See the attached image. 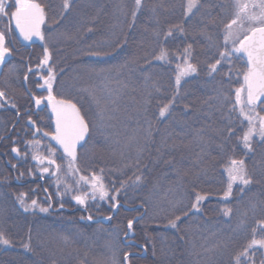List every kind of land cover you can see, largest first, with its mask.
Returning <instances> with one entry per match:
<instances>
[{
  "label": "trees",
  "instance_id": "trees-1",
  "mask_svg": "<svg viewBox=\"0 0 264 264\" xmlns=\"http://www.w3.org/2000/svg\"><path fill=\"white\" fill-rule=\"evenodd\" d=\"M38 2L48 12L45 37L57 73L56 94L77 103L91 125V138L78 152L81 170L103 167L110 196L133 173H143L145 179L121 190L120 207L112 211L108 199L88 201L87 210L74 205L72 197L79 194L75 188L64 192V183L58 188L57 183L51 186L39 177L29 141L41 140L40 154L49 141L34 135L27 120L31 117L45 130H50V120L45 111L33 110L23 79L27 64L20 55L38 49L42 58L43 47L37 43L26 49L18 44L0 75V90L9 101L2 102L0 109V232L11 241L10 247L0 245V264H113L114 260L123 264L125 252L132 254L131 262L142 264H232L250 241L255 220L264 219V147L254 144L255 152L246 158L260 182L243 195L234 186L232 197L224 201L222 165L229 156L243 158L244 150L235 136L224 140L222 130L228 120L220 92L238 85H222V75L211 79L206 65L216 54L211 45L219 42L221 18L230 15L231 0H202V7L187 20L186 0H143L134 19V0H75V7L59 23L52 18L59 14L61 0ZM173 25H182L185 35L177 32L165 41L164 33ZM188 43L194 46L192 62L198 65V74L182 80L171 115L160 120L158 108L175 92V65L153 57L161 46L171 55ZM90 93L108 109L104 127L99 126ZM242 131L237 128L236 135ZM13 147L20 156L12 152ZM58 161L65 170L63 161ZM62 181L73 184L67 178ZM194 190L208 199L200 213L184 216ZM21 194L26 204L33 199L43 207L50 203L47 214L38 209L25 212L18 201ZM226 206L232 209L231 217L221 212ZM108 215L111 220L102 218ZM176 215L181 220L173 229L168 221ZM130 219L137 222L132 238H126ZM25 244L30 248L25 249ZM252 251L260 264L263 251Z\"/></svg>",
  "mask_w": 264,
  "mask_h": 264
},
{
  "label": "snow or ice",
  "instance_id": "snow-or-ice-1",
  "mask_svg": "<svg viewBox=\"0 0 264 264\" xmlns=\"http://www.w3.org/2000/svg\"><path fill=\"white\" fill-rule=\"evenodd\" d=\"M142 6L143 0H134L133 19ZM74 7L75 0H61L59 14L53 16L52 22L59 23L65 19V14L70 13ZM200 7H202V0H186L183 6L185 19L194 17ZM219 7L223 8L224 5ZM4 18L7 20L5 28L0 29V67L4 66L6 58L12 55L7 37L13 31L18 32L24 41L30 42L35 38L43 45L42 58L36 65V70H40V74L35 84L36 88L44 90L46 94L30 93V99L38 110L51 112L54 129L51 131L42 130L31 117L27 121L29 125H32L34 135L41 133L42 138L46 137L49 141L47 155H42L39 152L40 139L29 141V147L35 149L32 159L40 166L41 176L43 177V174L47 173L56 176L57 187L59 188V185L64 183L65 191H72L75 188L79 194H74L72 198L77 205L85 210L88 208V201H95L98 196L100 200L108 199L110 210L115 211L120 207L117 201L120 191L142 184L145 179L144 174L136 175L133 173L129 180L120 183V188L116 189V194L110 196L105 184L103 167H100L99 171L95 168L81 170L78 149H84L91 138V125L82 115L77 103L56 94L54 86L57 85V73L52 63V52L45 37V25L48 23L46 6L38 0H12V3H9V0H0V21H4ZM221 22L223 28L221 35L217 38L219 42L211 45L216 48V54L206 65V71L211 79H215L216 75H222L223 79L220 81L222 85H231L233 82L238 85L227 92H220L221 106L227 109L226 118L228 120L222 134H224L225 141L231 140L235 136L238 140L237 146L242 145L244 150L242 152L243 158L237 159L235 156H229L222 165L221 176L226 175V180L221 198L224 201H229L234 186H238L237 190L243 195L249 186L260 182L255 176V169L249 170L246 158L248 154L255 152L254 144L264 147V0H231V13L227 19L222 17ZM87 30L91 32L92 28L89 27ZM177 32L180 36H184V27L182 25L171 26L164 33V40L167 41L169 37L175 38ZM208 39L209 41L212 40L211 37ZM193 52V44L188 43L182 50L173 52L171 55L166 47L161 46L159 52L154 55L153 59L157 61L175 65V92L158 108V119L164 120L171 115L177 103V97L180 95L182 80L198 74V65L192 62ZM88 55L100 56L101 53L90 52ZM237 63L240 65L238 69ZM44 69L46 71H43ZM36 70L31 66L27 67V72L33 76H37ZM234 77L235 81L233 80ZM23 79L28 81L29 76L25 74ZM156 91L159 92L160 89L156 88ZM90 96L97 107L99 126L104 127L105 113L108 109L101 104L94 93H90ZM0 101L9 102L3 90H0ZM42 105L43 108H41ZM11 106L16 107L15 104ZM237 128L243 129L239 135H236ZM51 142H55L58 148L54 147ZM220 147L222 151L225 149L224 144H221ZM58 151L61 152L59 157L57 156ZM12 152L17 156L21 155L20 150L16 147L12 148ZM58 159L66 161L65 175L73 177V184H68L60 179L62 164L57 162ZM139 163V159H137L135 162L137 171H139ZM128 166L125 165V167ZM20 175L23 176V173ZM261 179H264V170L261 172ZM129 181H131L130 184ZM81 189L84 190L81 192ZM45 191L47 190L45 189ZM207 199V194L194 190L192 203L183 215L188 216L189 212L200 213L202 205ZM18 201L25 212L39 209L40 212L47 213L51 207L50 203L48 207H43L35 199L31 200L30 204H26L24 194L18 197ZM60 207L63 208L64 204L61 203ZM140 207L144 208V203H141ZM221 212L225 217H231L232 209L226 206L221 209ZM245 215L247 214L245 213ZM81 219H85V217H81ZM86 219L91 221L93 217L88 215ZM105 219L111 220L112 216L108 215ZM180 220L181 216L176 215L169 219L168 226L176 229L179 227L178 221ZM136 222L135 220H128L129 233ZM257 233H259V238H257ZM127 236L128 233H125L126 238ZM0 245L11 246V241L3 232H0ZM24 247L29 249L30 245L25 244ZM253 249L264 250V219L255 220L254 226L251 227L250 241L233 257L232 264H256V253L252 251ZM131 255L130 252L123 254V264H131L129 259ZM113 264H121V262L114 260ZM260 264H264V259L260 261Z\"/></svg>",
  "mask_w": 264,
  "mask_h": 264
},
{
  "label": "rangeland",
  "instance_id": "rangeland-1",
  "mask_svg": "<svg viewBox=\"0 0 264 264\" xmlns=\"http://www.w3.org/2000/svg\"><path fill=\"white\" fill-rule=\"evenodd\" d=\"M9 3H12V0H9ZM14 10V9H13ZM6 20H7V18H4V21H0V29H4L5 28V26H6ZM7 42H8V46L12 49V50H14V49H18V47H19V43H18V41L16 40V37H15V35H14V33H12V34H10V35H8V37H7ZM38 42V44H40L42 47H43V45L41 44V42L38 40L37 41ZM32 52H34V53H30V52H25V53H22L21 55H20V57H22V59L24 60V63L25 64H27V67L28 66H31L34 70H36V65L38 64V62H39V60L41 59L40 58V55H41V52L38 50V49H34V51L32 50ZM12 55H13V52H12ZM12 55L10 56V57H7V58H11L12 57ZM32 57V58H31ZM37 71V76H33L31 73H28L27 72V75L28 76H30L29 77V79H30V81L32 82H30V84H29V82H27V81H25L26 82V84H27V88L30 90V93H32V94H35V93H40V94H46V92L44 91V90H42V89H38V88H36V84H35V81L37 80V78H38V75L40 74V70H36ZM43 71H46V69H44ZM42 82V81H41ZM55 87V86H54ZM2 102H4V101H0V109L2 108ZM32 104H33V110L34 111H38V109L35 107V105H34V102L32 101ZM10 106V105H9ZM11 107V106H10ZM14 108V107H13ZM29 119V118H28ZM28 121V120H27ZM38 125H40L39 123H38ZM31 126V125H30ZM42 130H44V131H50V130H45V129H42ZM38 134H40L41 135V133H38ZM42 136V135H41ZM46 138V137H45ZM46 139H48V138H46ZM59 152H57V154H58ZM41 154L42 155H47V149H45V148H43V150H42V152H41ZM60 154V153H59ZM29 157V156H28ZM57 162L58 163H60V161H58L57 160ZM63 163L66 165V161H63ZM39 167L40 166H37V168H38V175H39V177H41V179L43 180V179H46V180H48L49 182H48V185L50 184L51 186L53 185H55L56 183H57V177L56 176H52L50 173H47V174H43V177L41 176V172L39 171ZM62 167H64V166H62ZM66 168H67V165H66ZM65 171H66V169L65 170H63L62 169V172L60 173V179L61 180H64L65 178H67V179H69V181H67V182H69V183H73V177L72 176H67V175H65ZM66 182V181H65ZM62 184V183H61ZM84 189H81V192L83 191ZM64 192H66L65 191V188H64ZM97 199L99 200V201H101V203H106V199L105 200H100L99 199V197L97 196ZM96 199V200H97ZM95 200V201H96ZM90 202H94L93 200H89ZM72 203L74 204V205H77L76 203H75V201L74 200H72ZM80 206V205H79ZM81 207V206H80ZM107 207H109V205L107 206ZM38 212H40L39 211V209H38ZM41 213V212H40ZM44 214H47V213H44ZM102 218H105V217H102ZM101 218V219H102ZM106 220V219H105ZM107 221V220H106ZM132 233H133V230L130 232V233H128V236H127V238H132ZM130 234H131V236H130ZM263 251V253H264V250H262ZM142 263H144V262H142V261H140V260H135L134 262H131V264H142Z\"/></svg>",
  "mask_w": 264,
  "mask_h": 264
},
{
  "label": "water",
  "instance_id": "water-1",
  "mask_svg": "<svg viewBox=\"0 0 264 264\" xmlns=\"http://www.w3.org/2000/svg\"><path fill=\"white\" fill-rule=\"evenodd\" d=\"M17 35H19V33L17 32ZM20 39L22 40V41H24L21 37H20ZM37 40L35 39V38H33V40L32 41H25V42H28V43H34V42H36ZM7 62H8V59L6 58V64H7ZM5 64V65H6ZM4 65V66H5ZM4 66H2V67H0V74H1V72H2V70H3V68H4ZM41 108H42V106H41ZM48 112V114H49V117H50V124H51V130H53L54 129V122H53V120H52V118H51V112L50 111H47ZM52 143V145L54 146V147H57L58 148V146H56L55 145V142H51ZM78 151H79V149H78ZM58 152H60V151H58ZM61 153V152H60ZM130 236H131V234H130Z\"/></svg>",
  "mask_w": 264,
  "mask_h": 264
},
{
  "label": "flooded vegetation",
  "instance_id": "flooded-vegetation-1",
  "mask_svg": "<svg viewBox=\"0 0 264 264\" xmlns=\"http://www.w3.org/2000/svg\"><path fill=\"white\" fill-rule=\"evenodd\" d=\"M13 29H14V24H13ZM13 33H14V35H15V37H16V40L18 41V43H19V45L20 46H22V47H24V48H28V47H30L31 46V44H29V43H27V42H25V41H22L21 39H20V36L19 35H17V32L16 31H13ZM35 44H37V43H35ZM12 58V57H11ZM43 108V107H42ZM38 111H40V110H38ZM46 112V111H45ZM46 114H47V112H46Z\"/></svg>",
  "mask_w": 264,
  "mask_h": 264
}]
</instances>
